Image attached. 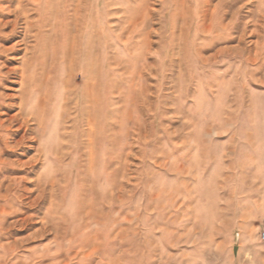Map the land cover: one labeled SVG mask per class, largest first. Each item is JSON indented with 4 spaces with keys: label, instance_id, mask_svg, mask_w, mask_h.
Listing matches in <instances>:
<instances>
[{
    "label": "rangeland",
    "instance_id": "obj_1",
    "mask_svg": "<svg viewBox=\"0 0 264 264\" xmlns=\"http://www.w3.org/2000/svg\"><path fill=\"white\" fill-rule=\"evenodd\" d=\"M264 0H0V264H264Z\"/></svg>",
    "mask_w": 264,
    "mask_h": 264
},
{
    "label": "built area",
    "instance_id": "obj_2",
    "mask_svg": "<svg viewBox=\"0 0 264 264\" xmlns=\"http://www.w3.org/2000/svg\"><path fill=\"white\" fill-rule=\"evenodd\" d=\"M259 238H260L261 241H264V225H263V227L260 230Z\"/></svg>",
    "mask_w": 264,
    "mask_h": 264
}]
</instances>
